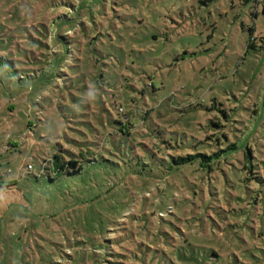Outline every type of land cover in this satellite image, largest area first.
<instances>
[{
    "label": "rangeland",
    "instance_id": "obj_1",
    "mask_svg": "<svg viewBox=\"0 0 264 264\" xmlns=\"http://www.w3.org/2000/svg\"><path fill=\"white\" fill-rule=\"evenodd\" d=\"M263 6L0 0V264L86 236L132 249L88 264H264ZM79 136L92 163L32 180Z\"/></svg>",
    "mask_w": 264,
    "mask_h": 264
},
{
    "label": "trees",
    "instance_id": "obj_2",
    "mask_svg": "<svg viewBox=\"0 0 264 264\" xmlns=\"http://www.w3.org/2000/svg\"><path fill=\"white\" fill-rule=\"evenodd\" d=\"M262 12L264 13V6L262 7ZM120 124L118 127L116 126L111 133V136L114 134H125L128 135L131 132L133 123L130 122V117L125 116L124 119L119 120ZM101 133L96 135V138H101ZM87 138V137H86ZM90 144L93 141L90 139H86L84 141L83 137L79 136V139L75 140L70 146H67L60 152H55L50 155L47 159H43L39 166V171L33 174V181H37V177L39 175L46 177L48 181H54L56 176L60 174L69 173L72 174L74 172H79L83 163H92L95 158L94 150L91 146H87V148H83L82 144ZM203 156L201 153L196 154H187L185 157L180 158L182 161H188L194 159L196 156ZM31 167V166H30ZM15 179L10 180H2L0 181V185L9 186L13 184ZM102 237V234L99 233ZM95 238V237H94ZM73 244H76L73 246ZM78 244V245H77ZM106 244L102 242L96 243V241L91 236H86L85 238H78L77 242L73 241L70 243L69 248L64 249L60 248L59 252H55L54 248L51 249V253H55L52 256V259H46L44 264H59V259L56 256L59 254L64 258L67 259L70 264H88L91 259H113L116 254L123 253V256H127L128 252L132 249L126 247L124 251L113 249L111 246L110 250L105 249L103 246ZM150 248V247H149ZM105 249L106 256H104V252L101 250ZM156 252H160L162 247L153 248ZM128 253V254H126ZM214 253V252H213ZM65 255V256H64ZM74 259L73 261H71ZM63 264V263H61Z\"/></svg>",
    "mask_w": 264,
    "mask_h": 264
},
{
    "label": "built area",
    "instance_id": "obj_3",
    "mask_svg": "<svg viewBox=\"0 0 264 264\" xmlns=\"http://www.w3.org/2000/svg\"><path fill=\"white\" fill-rule=\"evenodd\" d=\"M31 165H29V167H30Z\"/></svg>",
    "mask_w": 264,
    "mask_h": 264
}]
</instances>
